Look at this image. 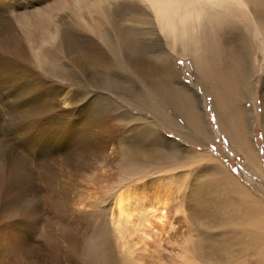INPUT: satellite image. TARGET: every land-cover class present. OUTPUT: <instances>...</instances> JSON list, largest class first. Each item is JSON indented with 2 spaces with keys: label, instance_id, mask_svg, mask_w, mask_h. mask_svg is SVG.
<instances>
[{
  "label": "rangeland",
  "instance_id": "374dc122",
  "mask_svg": "<svg viewBox=\"0 0 264 264\" xmlns=\"http://www.w3.org/2000/svg\"><path fill=\"white\" fill-rule=\"evenodd\" d=\"M227 1L242 12L227 14L240 30L235 29L240 32L234 42L236 60L229 59L227 69L232 68L240 88L233 93L231 103L238 109L243 105L250 112L246 125H236L226 118L221 101L219 107L209 92L211 83L201 76L190 55L175 56L174 64L179 80L197 95L205 122L181 108L179 99L173 97L170 75L160 77L156 71L168 56L169 46L159 54L144 38L147 13H127L122 21L131 28L128 35L133 39H125L134 41L131 55L139 56L146 75L129 69L120 59L124 42L114 32L108 33L114 51L108 53L111 67L105 71V23L95 34L88 31L94 54L92 64H74L63 51L58 52L52 75L39 70L46 78L76 88L78 93L73 114L67 117L69 124L76 123V133L72 141L66 136L70 143L64 145V141L55 153L64 132L60 117L40 115L37 122L42 135L30 142L33 144L28 149L18 143L17 133L6 137L7 131L18 128L17 123L25 117L16 111L11 99L5 100V89L0 84V264H264V124L260 89L264 57L259 45L264 32L256 33L247 6L237 0ZM94 18L99 16L94 14ZM160 35L165 42L167 39ZM30 44L27 43L32 46L27 47L29 52L34 49ZM3 54L12 60L11 50ZM22 58L16 62H27V57ZM14 80L9 84H15ZM246 80L250 81L248 96L242 93ZM16 81L19 82L17 77ZM105 92L114 117H109L106 124L114 123L119 133H110L113 141L108 146ZM84 120H88L90 128L82 130L80 123ZM204 123L208 132L199 135L197 127ZM132 128L142 145H149L152 155L130 153L122 146L120 136H128ZM236 128L245 136L249 134L257 165L249 162L245 148L238 143L233 131ZM118 194L127 198V215L116 214L114 201ZM157 199L164 205L148 207ZM144 204L145 210L138 207Z\"/></svg>",
  "mask_w": 264,
  "mask_h": 264
},
{
  "label": "bare ground",
  "instance_id": "6f19581e",
  "mask_svg": "<svg viewBox=\"0 0 264 264\" xmlns=\"http://www.w3.org/2000/svg\"><path fill=\"white\" fill-rule=\"evenodd\" d=\"M237 1L248 7L247 11L250 13L251 22H253L256 27V33H263L264 0ZM6 5L9 7L8 9ZM220 7L222 8L220 9ZM8 11L11 12L10 16ZM127 13L148 14V29L145 30L144 38L147 43L152 44L157 49L156 52L161 54L166 50L165 47L167 45L169 46L171 52L169 51L168 56L166 57L169 60L164 58L162 63L156 67V71L160 77L170 75V80L173 84H175H172L173 88H171L173 90V97L179 99V104L182 109H186L191 117H200L202 118V121L205 122L203 113L197 103V95L194 91H192L193 89L191 87L189 89L179 80V70L174 64L175 56L190 55L194 61L196 69L201 71V76L205 77L211 83L209 86V92L213 95L215 102L219 103V107L221 106V101L223 105V107L221 106V109L224 111L226 118L230 122L231 120L235 122L236 125L241 122H244L245 125L248 123L246 115L250 112L247 111L243 105L238 109L234 106V103H231L233 93L239 92L240 88L237 85L236 75L234 76L232 68L227 69V64L229 59L236 60V56L234 54L236 44L234 42L237 43V34L240 33L238 32L240 30L234 26L227 14L232 16L242 12H239L235 7H231L230 2L227 0H14L13 2L0 0V84H2V88L5 89L3 90L6 96L5 100L11 99L13 106L17 109L16 111L25 117L24 120L20 121L19 125L17 123L18 128L7 131L5 134L6 137L10 138V135H13L12 133H17L19 139L18 143L24 149H28L29 146L33 144L30 142H33L38 135H42L40 134L41 124L37 122L38 117L47 113L46 115L48 117L56 116L58 119L59 117L61 118V131H64L63 135H61L59 139V142L57 141L58 144L54 149V153L57 151L59 145L64 144V141L66 142L64 145L70 143L66 136L70 137L68 138L70 141L73 140V134L75 135V130L77 129L76 123L73 122L72 124H69L67 117L70 115L72 116L73 108L77 105V89L64 86L60 83V81L58 82L57 80L51 78L48 79L39 70L44 69L43 72L52 75L54 73V68H56L55 63L57 62L58 52L63 53V51L68 54V58L74 64H77V62H79V64L80 62H83L81 64L84 66L85 64H87L86 66L92 64L91 62L94 54L92 55V49L90 48L92 38L89 36L88 31L90 30L93 34L97 33L96 31L99 32L100 24L103 25L105 23V71H108L111 67V59L109 58L110 56L108 53L114 51V46H112L110 42L108 33L114 32L115 36L122 39V43L124 42L122 50L120 51V59L124 61L129 69L133 68L138 70L141 76L146 75L139 56L134 54L131 55L130 47L133 46L134 41H125L127 38L133 39L132 35H128L131 28L122 23L124 16ZM94 14H97L99 18L95 19ZM257 17H260L261 19L256 21L255 18ZM161 33L163 37L167 39L165 42L160 35ZM221 34L223 36H221ZM223 41L226 42L223 43ZM28 42L34 45V49L31 50V52L33 51L32 53L29 52V49L27 48L29 46L27 45ZM259 45L264 57V35L261 38V41L259 40ZM29 47L30 49L32 48V46ZM8 50L13 52L12 60H8L3 54V52ZM29 53L31 54L30 57ZM66 54H64V56ZM21 56H24V58L27 57L32 63L30 64L28 60H26L27 62L22 63L16 62L18 57ZM96 59L97 57L94 56V62ZM115 67L117 68V66ZM221 67H224V70L220 71ZM255 67L253 72L256 69ZM248 76L251 77L252 75L250 74ZM14 77L15 80L13 79ZM16 77L19 82L16 81ZM11 79L16 83L9 84V80ZM246 81L247 83L243 85L242 93L243 95L248 96L250 81ZM11 83L14 82L11 81ZM221 85L223 89L222 93L220 92ZM260 89L262 95V115L264 124V80H262ZM108 99L109 95L105 92V135H107L105 146L112 145L111 142L113 140L110 133L115 135L119 134L114 123L106 124L109 121V117L114 119V117L110 114V111L112 112V110L107 104ZM79 110L80 107L78 109V116H80ZM10 111L12 112L11 109ZM14 116L17 117V115ZM79 118L81 120L82 116ZM8 120L10 121V119ZM88 120L81 121V123L79 122L81 124L80 126H82V130L89 127ZM96 121L100 120L96 119ZM133 130L134 129L132 128V130L129 131L128 136H125V132H122L124 134L120 136L122 146L126 149V151L129 150L130 153L137 152L139 155H149L152 152L148 150L149 145H142L143 142H141L139 134L135 133L136 131L134 132ZM233 131L236 135L238 143L241 147L243 146V148H245L249 162L253 165H257L256 150L251 140L249 141L248 139L249 134L245 136V133L243 131L241 132V130L239 131L238 128ZM197 132L199 135H205V133L208 132L205 123L203 126L197 127ZM160 139L161 141L165 140V138H163L164 140L162 138ZM39 154H37V156ZM152 154L153 153L150 155ZM1 160L5 163L6 158L2 157ZM38 164L40 163H37V165ZM16 175L18 176V173ZM6 178L9 179V177ZM8 179H6V181ZM28 179L29 178H27V180ZM17 180L20 182L22 181L20 179ZM24 181H26L25 178ZM47 181L49 182L48 185L51 186L52 182L50 175L48 176ZM9 183L10 188L12 186L11 181ZM22 184L26 185L23 181ZM56 190H58L57 187ZM122 196L123 194H118L114 201V208L118 216L124 213V215L128 214L126 213L128 205L125 204L127 203V198L123 199ZM26 197L24 196V198ZM153 202L154 201L149 202L148 207L150 206L152 208V206H154L153 208H155L159 205H164V203H161L158 199L157 202ZM146 205L147 204H144L138 207L145 210V207H147ZM102 232L104 233V231ZM104 235L105 234H102L100 236L103 238Z\"/></svg>",
  "mask_w": 264,
  "mask_h": 264
}]
</instances>
